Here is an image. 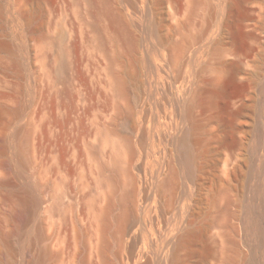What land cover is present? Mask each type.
I'll list each match as a JSON object with an SVG mask.
<instances>
[{
  "label": "rangeland",
  "instance_id": "rangeland-1",
  "mask_svg": "<svg viewBox=\"0 0 264 264\" xmlns=\"http://www.w3.org/2000/svg\"><path fill=\"white\" fill-rule=\"evenodd\" d=\"M209 1L146 0L145 7L147 16L156 23L161 45L158 46L160 56L153 60L162 64L168 76L169 101L165 109L170 110V106H174L173 99L176 100V117L172 119L176 122L181 115V124L185 112H189L187 109L192 106L190 120L196 123H192L196 127H200L189 128L187 132L188 143L193 145L190 150L200 154V171L197 172L199 181L192 188L194 197L189 205L193 207L194 213L189 217L191 221L188 220L180 230L182 235L189 238V243L179 250L176 264H202L204 245L213 249L214 256L208 257V264H220L216 256L220 255L225 239L217 227L211 226L217 215L214 201L225 185L224 182L230 183L234 199L230 207V221L235 226L242 225L248 194L247 183L257 159L253 146L258 139L259 128L264 129L259 118L264 108V0H230L229 5L219 11L218 17L211 20ZM137 5L140 8L138 1ZM105 6L115 13H134L133 5L131 7L125 0H0V42L8 43V48L0 47V106L3 108L0 138L7 132L12 133L16 137V145L12 148L20 147L24 150L28 145L29 131L32 132L36 122L39 123L38 131L34 132L36 143L45 145V153L51 147L57 148L61 155L70 153L66 163L67 171H70L69 179L74 190L90 197L94 193L92 169L95 157L99 151L105 154L109 151L111 145L108 140L114 137L105 130L106 126L113 118L115 120V116H119L120 130L139 137L141 130L139 126L135 128L133 122L140 124L144 119L159 117L156 110V113L153 109L152 114L148 112L152 107L149 97L151 89L147 87L148 73H145L141 59L134 62L129 58L133 63L127 59L116 66L127 77L126 95H115L106 83L109 79L107 67L114 45L106 29L101 31L93 25L96 12ZM238 18L244 24L241 28L244 39L240 43L235 42L231 35V27L234 28ZM209 20L215 23L214 28L217 25L223 27L220 35L215 34L213 28L212 31L210 29L204 41H191L187 45L179 64L169 61L168 52L174 49L173 45L181 42L184 34L193 36L202 33L208 27ZM131 30L139 38L138 50L144 52L146 44L141 30L132 25ZM153 41L156 42V39ZM65 48L68 49L67 54L66 51L64 53ZM195 48L200 49L197 52ZM236 48L242 49L243 73L227 84L228 97L225 99L215 93L217 90L214 88L222 87L225 80L223 72L226 69L219 60L221 57L236 60ZM192 53L195 54L194 58ZM42 55H49L51 73L46 71L48 64ZM63 60L68 62L66 69L61 67ZM133 74H137L136 77ZM233 97L235 101L229 104L228 100ZM128 99L135 106L134 117L124 110ZM241 102L246 106L236 116H248L249 119L234 117L232 120L238 128L235 131V150L239 157L236 162L238 169L229 177L225 164L216 168V163L222 150L220 146H223L227 134L226 121L241 106ZM186 120L184 122H188ZM183 124L187 126V123ZM51 126L52 134L49 131ZM99 126L102 127V139L96 133L99 132ZM84 138L89 146L88 152L83 149ZM179 151L186 152L185 146H181ZM30 153L33 160L20 167V177L13 171H0V230H4L7 223L10 205L6 197L11 194L12 188L18 189L25 180L34 184L45 183L49 189L52 188L53 173L43 172L37 167L35 152ZM43 158H46V154ZM142 163L143 154H139L135 167L140 179L143 177ZM86 178L91 179L90 186L80 187L81 180ZM6 179L11 181L8 186L3 184ZM83 207L84 202H81L78 206L80 213ZM43 215L42 206L36 212L34 226L38 225ZM34 226L29 231L30 235L36 234ZM13 244L19 249L18 241H13ZM242 249L248 250L244 245ZM2 252L3 247L0 246V259L24 264L21 254L5 258L1 257Z\"/></svg>",
  "mask_w": 264,
  "mask_h": 264
},
{
  "label": "bare ground",
  "instance_id": "bare-ground-1",
  "mask_svg": "<svg viewBox=\"0 0 264 264\" xmlns=\"http://www.w3.org/2000/svg\"><path fill=\"white\" fill-rule=\"evenodd\" d=\"M126 1L131 7L133 5V14L126 15L123 11L115 13L110 7L105 6L96 12L93 21L96 29L101 31L106 29L114 45L107 67L109 79L106 83L114 90L115 95H126L127 77L123 71L117 70L116 66L129 58L138 62L141 59L142 67L145 73H148L146 84L151 89L148 93L152 107L148 112L151 113L152 109L155 113L158 111L159 117L144 119L140 124L133 122V126L135 128L139 126L141 130L139 137L120 130L119 116H115V120L113 118L106 126L105 130L114 137L108 140L111 145L109 151L106 154L99 151L98 156L95 157L92 169L93 197L74 190L69 179L70 171H67L66 167L70 153L61 155L55 147H51L45 153V145L41 142L36 143L34 132L38 131L39 123L36 122L32 132L29 131L28 145L24 150L20 147L13 149L12 147L16 145V137L12 133L4 134L0 138L1 172L13 171L19 176L20 167L26 162H32L30 152L34 151L37 167L43 172L53 173L54 177H52L51 189L45 183L34 184L25 180L18 189L12 188L11 194L7 195L6 201L9 202L10 210L5 229L0 230V246L3 247L1 257L14 258L21 254L24 264H176L179 250L189 243V238L182 235L180 230L188 220L191 221L189 217L194 213L193 207L189 205L191 198L194 197L192 188L199 181L197 172L200 171V161L198 163L200 154L190 150L193 145L190 143L192 145L190 146L188 143L187 132L189 128L200 127H196L192 124L195 122L190 120L192 106L186 108L189 112L184 110L188 115L185 112L186 116L183 115L185 118L181 121L187 123V126L183 123L179 124L181 115L180 118L178 117V123L176 118V122L173 121L174 118L172 119L173 116L176 117V100L173 99L174 106H170V110L165 109L169 101L168 76L162 64L153 60L160 56L156 23L146 14V0H137L141 5L140 8L137 1L125 0V3ZM229 2L230 0L209 1L210 20L215 19L219 11L224 6H228ZM210 20L208 27L202 33L193 36L184 34L181 42L179 41L176 46L173 45L174 49L168 52L169 61L179 64L187 45H190L191 41L203 40L210 29L212 31L213 28V32L220 35L223 27L217 25L214 28L215 23ZM235 22L234 28L231 27V35L235 42L240 43L244 39V32L241 29L244 24L240 18ZM232 24L234 25V22ZM131 25L141 30L143 42L146 44V47L143 46L146 49L143 48L145 53L138 50L140 41L135 33L133 34ZM153 39H156V42ZM0 47L8 48V43L0 42ZM199 49L195 48L197 52ZM65 51L67 54L68 49L65 48L64 53ZM132 54L133 56L130 57ZM234 55L237 57L236 60H226L222 57L219 60L226 69L223 72L225 83L222 80L224 85L214 88L217 90L215 93L225 99L228 97L227 84L235 81L243 73L242 49L236 48ZM42 57L48 64L46 71L51 73L49 55ZM61 67L66 69L68 62L63 60ZM136 75L133 74V77ZM262 92L264 97V85ZM235 99V97L229 99V104ZM131 102L128 99L124 110L134 117L136 109ZM245 106L241 102V106L226 121L227 134L223 146H220L222 150L216 163V168L222 163L225 164L229 177L238 169L236 162L239 157L235 150L237 144L235 131L238 128L232 120L234 117L249 119L248 116H236ZM121 107L120 111H122ZM2 113L3 108L0 106V117ZM259 118L264 124V108ZM98 130L99 132L96 133L102 139V127L99 126ZM49 131L52 134V126ZM85 141L86 138L83 139L84 143ZM181 146H185L186 152L179 151ZM83 149L84 152H88L89 146L85 143ZM253 150L257 159L254 161L250 180L247 183L248 194L242 225L238 227L230 221V207L234 202L230 183L224 182L225 185L214 201L217 215L211 226L217 227L225 239L220 255L216 256V261L220 264H264V129L259 128ZM45 154L46 158H43ZM139 154H143L142 179L138 177L135 167V160ZM90 180L82 179L80 187L90 186ZM10 182L7 180L3 184L8 186ZM81 202H84V207L80 213L78 206ZM42 206L43 218L34 226V217ZM33 226L36 234L30 235L29 231ZM13 241H18L19 249L14 247ZM242 245L248 250L242 249ZM209 256H214L213 249L204 245L202 264H208ZM0 264L17 263L1 258Z\"/></svg>",
  "mask_w": 264,
  "mask_h": 264
}]
</instances>
